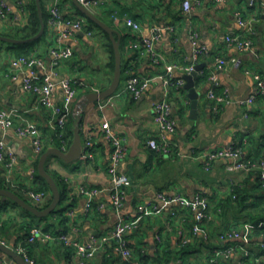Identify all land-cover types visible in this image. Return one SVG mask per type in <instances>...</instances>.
<instances>
[{
	"label": "crops",
	"instance_id": "obj_1",
	"mask_svg": "<svg viewBox=\"0 0 264 264\" xmlns=\"http://www.w3.org/2000/svg\"><path fill=\"white\" fill-rule=\"evenodd\" d=\"M53 1L44 0L48 15ZM250 1L194 0L190 13L184 12L182 0H99L98 7L93 8L99 19L101 14L105 23L118 31L123 39L121 55L127 70L121 84L133 76L150 78L155 74H163L168 64H192L191 36H197L198 44L205 47L210 56L201 57L196 64V67L204 65L201 70L204 74H199L195 82L199 94L195 118L191 117L193 101L189 99L185 85L177 92L174 89L167 90L161 82H156L138 99L131 95L119 97L115 93L107 99L90 103L86 96L94 90L106 89L113 74L110 57L104 48L106 39L97 28L87 24L84 16L86 25L80 31L69 30L64 26L52 28L47 22L45 39L29 50L17 49L10 45L13 43L0 40V108L15 114L13 124L5 130L0 129V144L16 158L10 171L5 164L0 163V182L32 202L24 191L35 192L40 155L35 152L31 138H20L16 134L17 125L35 124L44 137V149L55 148L51 141L53 129L49 112L35 96L23 90L27 69L12 66L13 61L20 57H39L46 65V70H37L39 76H44L46 72L52 73L55 83H59L62 78L75 77L87 85L77 98L64 107L62 128L73 119L76 121L74 132L76 127L80 128L83 143L87 137H91L93 142L91 159L84 160L81 157L78 161L67 163L57 156L48 158L47 169L57 176L66 189L67 198L62 205L67 220L64 224L66 232L61 222L54 217H50L42 227L54 224L59 233L67 234L71 239L82 243L96 240L102 244L101 251L91 264H121L109 240L118 214L110 203L111 183L107 168L111 146L98 130L101 123L106 121L125 140L127 155L119 164L118 172L126 175L129 182L125 187L120 215L133 219L137 225L134 232L126 236L128 246L134 250L137 258V252H141L147 264H158L153 262L156 254L171 251L173 257L168 264H239L243 256L238 250L228 259L211 263L213 250L239 242L220 239V235L228 229L240 231L247 237V245L259 252L255 243L264 240V237L254 235L251 224L237 227V220L229 213L225 216L224 212H218L216 204L236 186L259 192L255 177L260 169L255 167L247 173L229 172L226 168L229 162L225 160L211 163L208 169L204 165L206 155L213 150L226 149L235 142L239 143L241 138L264 136V97L258 98L250 107L238 103V100L255 92L254 74L259 73L264 79V11L259 7H251ZM10 3L11 13L7 18L0 19V36L26 40L23 39L25 34L22 29L28 25V8L32 0H10ZM61 3L66 18L81 16L73 0H61ZM101 4L103 8H99ZM238 15L244 20H254L256 33L250 52L239 51L226 42L227 36L242 39L247 36L238 24ZM128 19L138 22L141 31L134 32L128 27ZM154 28L162 29L161 38L155 44V50L162 59L158 65L150 60L140 44V39L149 38ZM66 31L67 35L61 38L60 44L70 50V55L53 70L49 50L58 34ZM135 44L140 46L135 47ZM215 59H222L226 64L215 65ZM210 75L218 77L216 94H227L231 104L218 105L209 99ZM181 76H184L182 72H174V78L179 79ZM56 94L58 103L64 106L60 87ZM164 99L172 106L177 132L169 137L172 143L170 151L159 153L148 146V141L159 134L153 106ZM250 149L248 146L244 152L248 153ZM81 187L105 190L92 201L89 211L86 210L87 200L79 194ZM200 192L206 193L209 201L208 219L202 224L200 234L194 241L184 244L179 232L188 233L193 219L192 214L176 198L178 195L192 198ZM159 193H163L165 198L159 199ZM0 198L4 201L5 197ZM52 199V191L47 192L46 199L37 207L44 208ZM174 210L177 211L175 218L172 217ZM11 216L20 221L31 218L28 214L18 215L13 203H9L7 211L0 210V218L8 220ZM12 222L7 232L9 241L6 242L15 247L22 233L16 230V219ZM183 244L190 246V253L185 256L179 252ZM33 245L28 253L35 264H69V250L62 242H39ZM0 264L16 263L0 251Z\"/></svg>",
	"mask_w": 264,
	"mask_h": 264
},
{
	"label": "built area",
	"instance_id": "obj_2",
	"mask_svg": "<svg viewBox=\"0 0 264 264\" xmlns=\"http://www.w3.org/2000/svg\"><path fill=\"white\" fill-rule=\"evenodd\" d=\"M20 1V0H16ZM194 0H182L183 9L185 13H190L193 9ZM78 2L84 7L94 8L98 7L99 0H78ZM10 0H0V19H5L9 16L12 11ZM251 7H259L264 10V1L261 0H251ZM61 0H54L49 7V18L48 26L52 28H57L64 26L69 30L80 31L86 25V19L82 16H77L74 18H66L63 15ZM237 21L240 27L246 33V38L227 36L226 42L230 46L236 47L239 51L250 52L253 50L254 42L252 40L256 33L254 20H244L240 15L237 16ZM128 27H130L134 32H140L141 26L138 22L128 19L126 21ZM67 35V31L60 32L55 39V44L50 47L49 57L51 61V68L54 70L59 66V64L69 57L70 50L61 46V38ZM162 29L154 28L151 30L149 38L140 39V44L143 46L147 55H149L150 60L158 65L161 63V58L155 50L156 42L161 38ZM191 42L193 45V57L192 64L190 65H176L168 64L165 67V73L155 74L150 78L145 77H129L125 83L121 84L116 91L117 96L131 95L132 97L138 99L145 91L154 83L161 82L162 85L168 89H174L179 92L185 85V75H190L196 72L198 75H203V71H196V64L201 57H209V51L200 46L197 42V36L193 34L191 36ZM140 46V45H138ZM135 44V47H138ZM226 62L222 59H215V65H225ZM13 67L25 68L27 69V74L23 80V90L35 96L42 106L50 114V124L52 125L53 131L57 128V122L61 118V126H63L62 116L64 114V107L69 105L75 98H77L79 92L87 87V85L75 77L62 78L59 83L53 81L52 73H45L44 76H39L38 69L46 70L45 62L39 57H20L13 61ZM182 72L184 76L179 79L173 77L174 72ZM256 89L255 92L248 97H244L238 100L241 106L250 107L253 106L256 100L260 97H264V79L259 74L253 75ZM211 88L208 93V97L211 100L216 101L218 105L221 104H231V99L227 94L219 96L216 94V88L218 87V77L216 75H210ZM61 88L63 91V103L64 106L59 104L57 101V89ZM95 92L97 90H94ZM155 121L159 126V134L148 141V146L156 152L167 153L171 148V141L169 137L175 135L177 132V121L173 115L172 106L168 100L164 99L158 101L153 106ZM248 116V114L246 115ZM15 114L12 111L0 108V129L9 128L14 121ZM104 135L111 146L110 163L107 168L108 176L110 179V203L112 209L118 214V220L115 224L114 229L109 235V240L117 243L115 248L121 261L128 264H143L140 258H137L133 252L127 247L126 236L137 228V225L133 219L129 217L120 215L121 209L125 200V187L129 182V178L118 172L119 164L125 159L127 152L125 147V140L123 137L116 134L108 122L104 121L101 123L99 129ZM16 134L20 138H31L33 140L34 149L37 155H41L44 149V137L41 135L37 126L32 123H22L17 125ZM61 146L58 148L62 152L66 153L70 148V143L62 139ZM244 144L247 143L246 139L243 140ZM238 143L231 144L226 149H216L211 151L206 155L205 159V169H208L211 163L215 161H228L227 170L229 172L243 171L250 172L253 166L245 161L247 155L244 150L238 146ZM93 149V142L91 137H87L83 143L82 159H91ZM16 158L13 154L7 153L6 149L2 144H0V163L5 164L10 170L14 167ZM260 169V178L264 183V162L258 167ZM105 190L97 188H85L81 187L79 189V194L87 200L86 210L89 211L91 208V203L96 197L101 195ZM29 199L32 200L37 206L42 204L46 199L47 193L44 192H33L24 191ZM159 199H164L163 193L158 194ZM176 200L181 203L183 208L192 214L193 224L189 229V232L184 234L183 231L179 232V238L184 244H190L194 239L200 234L202 224L208 219L207 209L209 208V201L206 197V193H197L192 198H185L178 195ZM103 206V204L101 205ZM144 210V207L140 209ZM72 214L69 213V215ZM177 211L172 212V217L175 218ZM172 220V218H171ZM254 232V231H253ZM220 239L223 241L236 240L239 241L236 244L226 246L221 249H215L212 251L211 263L217 262L219 259H228L232 253L236 250L240 251L243 258L239 264H264V240L257 241L256 247L259 252L253 250V248L247 245V237L242 235L240 231L235 229H228L226 232L220 235ZM60 241L66 247L71 248L73 251V258L69 261V264H88L92 262L99 251L102 249V244L94 240L88 243H82L75 239H71L67 234L59 233L54 235L50 232L44 231L42 228H33L30 231V235L27 239L22 240L12 247L13 250L24 257V259L29 264H35L30 258L28 249L24 245L34 244L40 242L43 244H50L53 242ZM0 242L5 246L8 245L7 242L0 240ZM260 253V254H259Z\"/></svg>",
	"mask_w": 264,
	"mask_h": 264
},
{
	"label": "trees",
	"instance_id": "obj_3",
	"mask_svg": "<svg viewBox=\"0 0 264 264\" xmlns=\"http://www.w3.org/2000/svg\"><path fill=\"white\" fill-rule=\"evenodd\" d=\"M40 6H41L42 14H43V22L45 23V26H46L43 36L41 38H38L37 40H34L32 42H29L23 45H18V44L17 45L10 44V45H13V47L17 49L29 50L31 48H34L37 44L41 43L45 39L49 15H48V12L46 11L44 0H40ZM99 8H103L102 4L99 6ZM28 11H29V21H28V25L24 29H22V33L25 34L23 36V39L34 38L36 35L39 34L40 29H41V21H40V17L38 13V6H37L36 0H32V3L29 6ZM76 11L78 12V15L83 16L78 9H76ZM99 16L101 20L103 19L102 21L105 22L104 18L101 17L102 15L99 14ZM87 24H89L92 27L97 28L99 32L105 37L106 42H105L104 48L106 49L107 54L110 57V61H111L110 68L113 74L114 69H115V52H114V47L110 40L109 35L106 32H104L102 29H100L97 25L92 23V21H90L89 19H87ZM122 42H123V39H121V44H120L121 53L123 52ZM126 70H127V64L125 63L124 57H123L122 59V79L124 78ZM110 82L108 84H110ZM60 120L61 118L57 122V125H56L57 128L55 131H53V135L51 137V141L53 142V145L55 146V148H59L61 146V141H60L61 137L62 139L67 140L70 144L72 143L73 138H74V127H75L76 121L71 119L66 124V126L62 128ZM244 139H246L247 141L246 144H244L243 142ZM238 144H239L238 146L242 148L243 150L248 146L253 150L251 151L250 149L248 153L245 152V154L247 155L245 161H248L253 166V168L259 167L264 162V136L259 137V138H254V137L251 138V136L249 138L248 137H245L243 139L241 138ZM46 150L47 149H43L42 154H44ZM40 157L37 160V164L39 163ZM47 171L55 179L59 187L60 193H61V200H60V203L57 209L54 212H52L49 216L44 217V218L36 217L25 210L24 211L28 215H31V218L26 217L21 221L17 220V218L12 217V216L8 220H2L0 218V239L1 240L5 242L9 241L7 232L10 230V227L13 224L12 221L14 219H16V230L22 233L21 237L19 238V241L15 244V246L18 245L20 241L27 239L30 235V231L33 228H42L44 231L50 232L54 235L59 234V231L57 230V226H55L54 224L53 225L46 224L44 227L41 226L43 223H48V219L50 217H54L55 219L60 221L64 229L63 231L66 232V227L64 224L67 222V220H66V217L63 215L65 210L62 209V205L67 198L65 195L66 189L62 185V183L59 181L56 175L52 174L48 169ZM35 180H36L35 181L36 188L34 189L35 192L51 193V189L48 183L43 177L39 175L38 170H37V175H36ZM255 180L257 181L256 188L259 192L254 193V191L251 189H248V188L243 189L242 187L236 186L232 188V191L228 195L223 197L220 200V202L216 204V209L218 210V212L220 211L224 212L225 216H228V213L231 214L233 218L237 220L236 221L237 227L245 223L251 224L254 229L253 234L258 237L259 236L264 237V183L263 181H261L259 172L257 176L255 177ZM7 188L9 187H6L5 183L3 184L2 182H0V189H7ZM9 203L16 204L14 201L8 198H4V201L0 200V210L7 211L9 208ZM47 206L48 205H45L44 208H46ZM44 208L40 207V209H44ZM126 242H127V238H126ZM37 243L39 242H36V244ZM24 245L27 247L28 250H31V248L34 246L33 244L29 245L26 243ZM110 247L112 251H114L115 248L117 247V243L114 241H111ZM127 247L133 252V254H135L134 250L130 246H128V243H127ZM66 248L69 250V255L67 257L68 258L67 260L70 261L73 258V251L71 248H68V247ZM189 248H190L189 245H184V247H182L181 250L179 251L181 256H185L186 254H189L190 253ZM137 254L139 255V258L142 261V263L147 264V259L142 256V253L137 252ZM172 257H173V252L171 251L162 252V255L160 254V252H158L156 254V257L153 259V262L158 263V264H166V263L168 264L172 260ZM88 264H91V263H88ZM121 264H128V263L121 261Z\"/></svg>",
	"mask_w": 264,
	"mask_h": 264
},
{
	"label": "water",
	"instance_id": "obj_4",
	"mask_svg": "<svg viewBox=\"0 0 264 264\" xmlns=\"http://www.w3.org/2000/svg\"><path fill=\"white\" fill-rule=\"evenodd\" d=\"M36 2L38 6V13H39L40 21H41V29H40L39 34L36 35L34 38H30L26 40H16V39H11V38L0 36V40L13 43V44L22 45V44H26L34 40H37L38 38H41L43 36L46 26H45V23L43 22V14H42L41 6H40V0H36ZM73 2L85 18L92 21V23L97 25L100 29H102L104 32H106L109 35L110 40L114 47L115 69H114L113 78H112L110 85L102 91L89 93L86 96L90 103L102 101L114 95L121 84L122 55L120 52V44H121L122 37L118 31L114 30L107 23L99 19L97 13L95 12L93 8L84 7L78 2V0H73ZM203 69H204V65H199L196 67V71H201ZM184 79L186 81L184 88L185 90L189 92L188 93L189 99L193 101L191 105V108H192L191 117L195 118V113L197 109V99L199 97V94L195 89V82L198 79V74L194 72L190 75H185ZM82 150H83V141H82V137L80 134V128L76 127L75 132H74L73 141L70 145L69 150L66 153L62 152L58 148H52V149L47 150L44 154L41 155L39 159V163H38V173L41 177H43L46 180V182L48 183L52 191V195H53V199L51 203L46 208L40 209V207H37L35 203L29 202L28 200H26L23 195L17 194L9 189H0V197H5V198H8L14 201L22 209H24L25 211L31 213L32 215L36 217L44 218V217L49 216L52 212H54L57 209L60 203V200H61V193H60L59 187L55 179L47 171V168H46L47 160L50 156H57L63 159L67 163H73L75 161H78L81 158ZM0 251L8 255L9 257H11L16 264H29L24 259V257H22L21 255H19L13 250L12 246H5L0 242Z\"/></svg>",
	"mask_w": 264,
	"mask_h": 264
},
{
	"label": "rangeland",
	"instance_id": "obj_5",
	"mask_svg": "<svg viewBox=\"0 0 264 264\" xmlns=\"http://www.w3.org/2000/svg\"><path fill=\"white\" fill-rule=\"evenodd\" d=\"M13 207H14V209L16 210V213L19 215V214H21V215H23V214H25V215H27V213L23 210V209H21L19 206H17L16 204H13Z\"/></svg>",
	"mask_w": 264,
	"mask_h": 264
}]
</instances>
